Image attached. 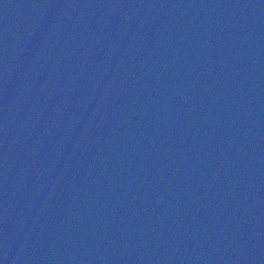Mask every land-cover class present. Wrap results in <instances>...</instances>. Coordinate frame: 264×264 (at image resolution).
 Segmentation results:
<instances>
[{
	"label": "water",
	"instance_id": "95a60500",
	"mask_svg": "<svg viewBox=\"0 0 264 264\" xmlns=\"http://www.w3.org/2000/svg\"><path fill=\"white\" fill-rule=\"evenodd\" d=\"M264 209V0H0V264H156Z\"/></svg>",
	"mask_w": 264,
	"mask_h": 264
}]
</instances>
